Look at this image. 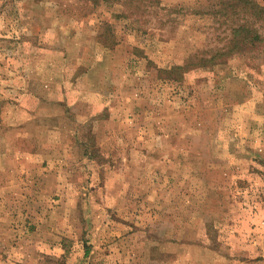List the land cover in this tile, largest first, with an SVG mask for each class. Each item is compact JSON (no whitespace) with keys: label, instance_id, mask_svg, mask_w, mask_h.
<instances>
[{"label":"rangeland","instance_id":"374dc122","mask_svg":"<svg viewBox=\"0 0 264 264\" xmlns=\"http://www.w3.org/2000/svg\"><path fill=\"white\" fill-rule=\"evenodd\" d=\"M246 21L264 35L236 0H0V264H264Z\"/></svg>","mask_w":264,"mask_h":264},{"label":"trees","instance_id":"16d2710c","mask_svg":"<svg viewBox=\"0 0 264 264\" xmlns=\"http://www.w3.org/2000/svg\"><path fill=\"white\" fill-rule=\"evenodd\" d=\"M98 1V0H97ZM235 1V0H232ZM241 2L242 9L244 11L248 10L251 17H254L256 20L262 21L264 23V8H260L254 4L253 1H244V0H236ZM230 49L229 51L235 49L238 46H244V47H250V48H256L259 45H261L264 48V35H260L258 30L254 27V24L249 23V21H246L245 23L238 25L232 29V37L230 40ZM233 44V45H232ZM227 52H225L226 54ZM217 57H221L222 53H218L212 57V59ZM212 59H205L209 60V62ZM204 60V59H200ZM182 68V67H178Z\"/></svg>","mask_w":264,"mask_h":264}]
</instances>
